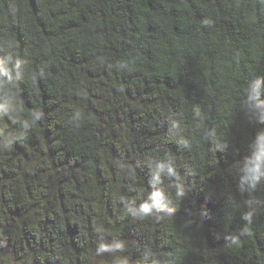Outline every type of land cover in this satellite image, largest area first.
<instances>
[{
	"label": "trees",
	"instance_id": "16d2710c",
	"mask_svg": "<svg viewBox=\"0 0 264 264\" xmlns=\"http://www.w3.org/2000/svg\"><path fill=\"white\" fill-rule=\"evenodd\" d=\"M0 264H264V0H0Z\"/></svg>",
	"mask_w": 264,
	"mask_h": 264
},
{
	"label": "clouds",
	"instance_id": "9594fccd",
	"mask_svg": "<svg viewBox=\"0 0 264 264\" xmlns=\"http://www.w3.org/2000/svg\"><path fill=\"white\" fill-rule=\"evenodd\" d=\"M168 171L169 173L174 174V170L172 168H169ZM142 207L145 212L150 210V206L148 204H144Z\"/></svg>",
	"mask_w": 264,
	"mask_h": 264
}]
</instances>
